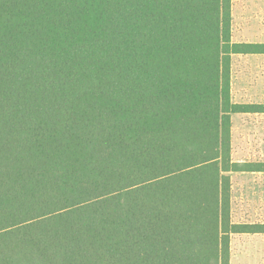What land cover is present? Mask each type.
Instances as JSON below:
<instances>
[{
	"label": "trees",
	"instance_id": "obj_1",
	"mask_svg": "<svg viewBox=\"0 0 264 264\" xmlns=\"http://www.w3.org/2000/svg\"><path fill=\"white\" fill-rule=\"evenodd\" d=\"M233 0H0V264H231Z\"/></svg>",
	"mask_w": 264,
	"mask_h": 264
},
{
	"label": "rangeland",
	"instance_id": "obj_2",
	"mask_svg": "<svg viewBox=\"0 0 264 264\" xmlns=\"http://www.w3.org/2000/svg\"><path fill=\"white\" fill-rule=\"evenodd\" d=\"M238 1L243 4L232 17L233 41L264 44V0ZM232 100L264 105V55L233 56ZM232 159L244 168L264 163V113L233 117ZM231 180L233 222L264 225V173H233ZM231 264H264V234L233 236Z\"/></svg>",
	"mask_w": 264,
	"mask_h": 264
},
{
	"label": "crops",
	"instance_id": "obj_3",
	"mask_svg": "<svg viewBox=\"0 0 264 264\" xmlns=\"http://www.w3.org/2000/svg\"><path fill=\"white\" fill-rule=\"evenodd\" d=\"M242 4H239L238 0H233V6H232V17L233 18H235V16H237L238 11H240V9L242 8ZM235 12H237V13H235Z\"/></svg>",
	"mask_w": 264,
	"mask_h": 264
}]
</instances>
